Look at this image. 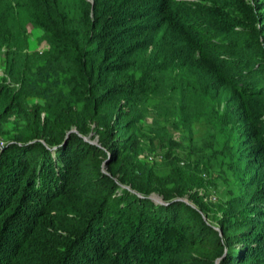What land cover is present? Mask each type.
Returning <instances> with one entry per match:
<instances>
[{"label":"trees","instance_id":"1","mask_svg":"<svg viewBox=\"0 0 264 264\" xmlns=\"http://www.w3.org/2000/svg\"><path fill=\"white\" fill-rule=\"evenodd\" d=\"M18 1L53 54L14 55L8 74L23 92L33 74L62 87L55 112L32 106L26 139L0 148V264H264V84L249 79L264 76V1ZM1 87L3 121L15 102ZM150 114L168 178L137 163ZM196 125L211 143L191 141ZM185 139L233 180L216 218L181 176L191 164L176 177Z\"/></svg>","mask_w":264,"mask_h":264},{"label":"rangeland","instance_id":"2","mask_svg":"<svg viewBox=\"0 0 264 264\" xmlns=\"http://www.w3.org/2000/svg\"><path fill=\"white\" fill-rule=\"evenodd\" d=\"M67 1L72 5V8L79 13V4L74 2L75 0ZM87 1L92 4L94 0ZM260 1L262 0H253L252 2L256 4ZM18 8V0H0V18L5 17L8 21V24L5 27H3V23H0V85H2L1 88L4 87L7 91L6 96L15 102V107H13L14 109L11 114L6 120L0 121L1 149L4 148L5 144L8 143L9 140L16 141L18 140L15 139L16 137L26 139L29 135L27 128L28 112L32 106L39 104L40 106L47 107L52 111L57 109V103L52 102L51 95L52 91L58 92L62 87L57 84V82L53 85H49L48 77H52L49 74H33L35 79L25 84V92H23L22 88L24 84L20 81H13L10 74H8V67L13 66L12 62L14 61V55H16V59L27 61L30 60L31 56L29 54L32 53H38L40 56L53 54L50 50V44L44 37V32L35 28L31 23H28V18L21 19L22 13L18 10ZM260 25H262V23H260ZM74 32L76 33V36H78V32ZM14 41L18 43H15ZM50 58H53V56ZM71 78L74 77H64V79ZM53 79L54 78L52 77V80ZM249 79L257 84H264V76H251ZM40 87L44 88V90L37 93ZM64 90L70 95L71 103L77 99L79 91L76 87H64ZM206 114L210 116V114ZM162 125V122L154 120L152 114H150L149 119L144 122V131L140 135L139 139V143L144 149L139 152L137 156V163L140 165H146L147 169L158 173L159 177L168 178V174L172 172V167H167L170 163L167 152L170 151V149L166 145L159 146V144H157L152 146L149 141L146 140L147 137L153 136L155 132L159 131L160 133H165L166 130ZM205 132V127L202 125L192 126L190 133L191 141L194 143H211L207 141ZM183 136L182 131L172 130L173 139L180 141ZM86 139L93 143H96L97 141L94 138L92 139V136L86 137ZM236 140L237 141L229 140L228 142V148L231 153H234L235 148L238 152H242L244 150V148L238 143L240 142V139ZM191 147V142L185 139L180 147L173 150V153L176 154V158H180L181 160L176 164V166H173V168L177 170L175 172L176 177H179L178 166L182 168L191 164L192 169L183 170L181 176L189 182L193 180H200L198 185H194V187L190 185L188 189H190L189 191L191 192H199V194L203 196L211 216L216 218L222 214V210L225 205L224 202L229 198L227 191L232 188V184H234L233 180L230 179L229 176L223 175L221 170L217 167V161L214 157H205L200 160L198 159L199 157L195 156V154L190 153ZM217 150L218 148L216 151ZM245 162H247V160H245ZM197 166H199V169L196 168ZM241 176L246 178L244 174H241ZM249 198L247 201H249ZM186 199L188 198L186 197Z\"/></svg>","mask_w":264,"mask_h":264},{"label":"water","instance_id":"3","mask_svg":"<svg viewBox=\"0 0 264 264\" xmlns=\"http://www.w3.org/2000/svg\"><path fill=\"white\" fill-rule=\"evenodd\" d=\"M96 143H97V141H96ZM140 195V194H139ZM151 198L153 199V200H155L156 202H158V203H162V204H165L166 202L164 201V199H163V197L162 196H159V195H157V194H153L152 196H151ZM185 201H187L188 199H184Z\"/></svg>","mask_w":264,"mask_h":264}]
</instances>
